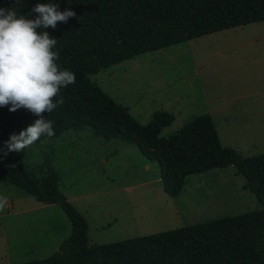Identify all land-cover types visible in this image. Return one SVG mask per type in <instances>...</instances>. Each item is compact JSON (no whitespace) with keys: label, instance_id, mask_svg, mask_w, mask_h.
Returning <instances> with one entry per match:
<instances>
[{"label":"rangeland","instance_id":"rangeland-1","mask_svg":"<svg viewBox=\"0 0 264 264\" xmlns=\"http://www.w3.org/2000/svg\"><path fill=\"white\" fill-rule=\"evenodd\" d=\"M91 80L143 125L157 111L173 114L174 122L161 137L213 114L223 146L242 157L264 154V22L126 60ZM26 152L25 165L36 177L42 175L39 166L46 156L52 157L59 194L87 220L89 247L262 209L255 195L243 189L245 179L234 166L189 176L172 198L158 165L135 145L106 142L88 129L46 139ZM0 157L7 170L6 155ZM0 195L8 197L0 211V264L48 258L69 238L72 225L59 204L39 203L3 184Z\"/></svg>","mask_w":264,"mask_h":264},{"label":"trees","instance_id":"trees-1","mask_svg":"<svg viewBox=\"0 0 264 264\" xmlns=\"http://www.w3.org/2000/svg\"><path fill=\"white\" fill-rule=\"evenodd\" d=\"M52 0H0V8L14 9L17 15L35 19L37 4ZM60 11L76 16L67 23L49 27L57 39V64L75 74V83L61 89L65 99L45 119L54 121L53 137L68 131L89 130L106 142L135 145L150 162L158 165L165 192L176 198L189 176L234 166L245 179L243 189L255 195L262 209L243 215L207 221L122 242L88 246V223L58 192L60 177L46 156L36 177L25 165L27 155L8 152L6 142L19 135L39 117L26 109L9 111L0 107V156L6 155L0 184L15 187L43 204H59L71 222L69 238L50 257L23 264H264V154L242 157L222 145L213 118L200 115L179 132L161 137L175 120L173 114L157 111L143 125L128 108L116 103L91 80L103 69L126 60L167 49L213 33L264 22V0H55ZM14 166V167H13Z\"/></svg>","mask_w":264,"mask_h":264},{"label":"clouds","instance_id":"clouds-1","mask_svg":"<svg viewBox=\"0 0 264 264\" xmlns=\"http://www.w3.org/2000/svg\"><path fill=\"white\" fill-rule=\"evenodd\" d=\"M59 8L55 0L37 4L28 16L37 14L35 19L18 16L14 9L0 8V107L11 105V112L23 108L39 117L19 135L10 136L6 142L8 152H22L41 136L55 135L54 121L43 114L63 105L61 89L75 83V74L57 64V39L47 31L76 16L72 10ZM7 204L8 197L0 195V211Z\"/></svg>","mask_w":264,"mask_h":264},{"label":"water","instance_id":"water-1","mask_svg":"<svg viewBox=\"0 0 264 264\" xmlns=\"http://www.w3.org/2000/svg\"><path fill=\"white\" fill-rule=\"evenodd\" d=\"M51 195L56 197L58 199V201H62L63 200V196L60 195L59 193L55 192V190H52Z\"/></svg>","mask_w":264,"mask_h":264},{"label":"crops","instance_id":"crops-1","mask_svg":"<svg viewBox=\"0 0 264 264\" xmlns=\"http://www.w3.org/2000/svg\"><path fill=\"white\" fill-rule=\"evenodd\" d=\"M221 110H222V109H218L217 111H221ZM209 115L213 118V114H209ZM213 120H214V118H213ZM214 123H215V121H214ZM224 124H226V123H224ZM217 131H218V130H217ZM243 131H244V130H243ZM243 131H242V132H243ZM240 132H241V131H240ZM230 133H231L232 136H234V131H233V130H232V131H229V130H228V134H230ZM218 134H219V132H218ZM219 137H220V136H219ZM220 140H221V139H220Z\"/></svg>","mask_w":264,"mask_h":264}]
</instances>
